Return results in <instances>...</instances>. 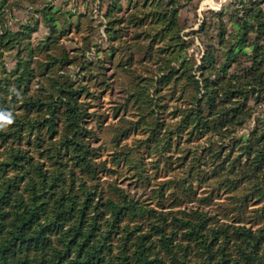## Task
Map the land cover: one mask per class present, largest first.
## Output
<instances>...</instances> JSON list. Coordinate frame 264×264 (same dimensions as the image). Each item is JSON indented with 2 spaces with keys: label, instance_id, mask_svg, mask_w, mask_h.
<instances>
[{
  "label": "trees",
  "instance_id": "obj_1",
  "mask_svg": "<svg viewBox=\"0 0 264 264\" xmlns=\"http://www.w3.org/2000/svg\"><path fill=\"white\" fill-rule=\"evenodd\" d=\"M89 1L0 0V264H264V0Z\"/></svg>",
  "mask_w": 264,
  "mask_h": 264
},
{
  "label": "rangeland",
  "instance_id": "obj_2",
  "mask_svg": "<svg viewBox=\"0 0 264 264\" xmlns=\"http://www.w3.org/2000/svg\"><path fill=\"white\" fill-rule=\"evenodd\" d=\"M96 2H90L89 6L92 9L94 13V17L96 19V23L101 20L103 21L102 16L99 15L97 9H96V3L98 0H95ZM125 1V0H124ZM230 0H193V3L189 5L187 8L184 9L183 15L184 17L188 18V22L190 25H192V28H196L199 24L200 18L203 16V14L208 10H220L221 8L225 7ZM55 4L59 5L62 3V0H54ZM72 5H70L71 7ZM16 15L18 18L25 19L26 18V12L24 10H19L16 12ZM189 29V27H188ZM187 29V30H188ZM46 32L44 27H41L38 31L35 32V36H41ZM101 32L103 33V28H101ZM202 50V44L201 42L196 39L194 42L193 47L190 49V51H194L196 55L200 53ZM9 66L12 65L11 58H7Z\"/></svg>",
  "mask_w": 264,
  "mask_h": 264
}]
</instances>
